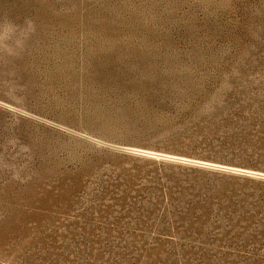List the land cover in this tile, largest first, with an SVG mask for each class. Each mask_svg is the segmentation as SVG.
I'll list each match as a JSON object with an SVG mask.
<instances>
[{
	"label": "rangeland",
	"instance_id": "374dc122",
	"mask_svg": "<svg viewBox=\"0 0 264 264\" xmlns=\"http://www.w3.org/2000/svg\"><path fill=\"white\" fill-rule=\"evenodd\" d=\"M0 17V264H264V0Z\"/></svg>",
	"mask_w": 264,
	"mask_h": 264
},
{
	"label": "clouds",
	"instance_id": "9594fccd",
	"mask_svg": "<svg viewBox=\"0 0 264 264\" xmlns=\"http://www.w3.org/2000/svg\"><path fill=\"white\" fill-rule=\"evenodd\" d=\"M34 32L31 18H26L23 24H17L8 17H0V61L19 58Z\"/></svg>",
	"mask_w": 264,
	"mask_h": 264
}]
</instances>
